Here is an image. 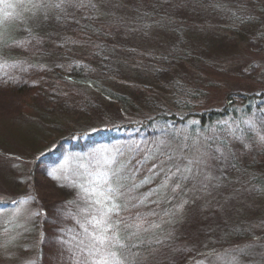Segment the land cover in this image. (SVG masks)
Returning a JSON list of instances; mask_svg holds the SVG:
<instances>
[{
    "label": "rangeland",
    "instance_id": "obj_1",
    "mask_svg": "<svg viewBox=\"0 0 264 264\" xmlns=\"http://www.w3.org/2000/svg\"><path fill=\"white\" fill-rule=\"evenodd\" d=\"M7 2L13 7L0 3V46L27 62L21 72L3 66L6 57L0 58V201L9 202L0 207V264H76L82 259L77 245L81 209L87 205L74 184L88 186L95 161L106 156L126 165L122 181H133L121 189L118 201L124 242L135 245L128 252L131 264H264V192L249 182L251 176L264 182L259 139L264 114L242 118L245 132L233 150L216 153L196 136L182 141L183 154L172 152L151 171L137 173L133 156L146 150L137 152L131 142L95 141L78 150L62 149L47 165L37 160L62 134L92 131L101 121H142L157 109L180 114L184 106L197 112L232 102L242 106L241 99L228 96L264 91V0ZM231 9L243 10L245 19L231 21ZM94 54L106 60L97 70L83 69V75H114L106 84L123 91L134 110L122 111L108 94L61 83L67 60L79 57L82 63L80 57ZM22 81L28 85L19 89ZM159 142L158 148L174 146L165 135ZM231 157L243 170L229 166ZM170 162L180 163L179 171L169 174ZM61 166L67 179L49 175ZM166 174L165 186L146 191L141 183ZM216 178L222 183L216 184ZM182 181L193 187L196 198H172ZM182 201H191L190 211L177 210ZM155 214L159 219L171 215V238L145 226ZM184 214L186 219H178Z\"/></svg>",
    "mask_w": 264,
    "mask_h": 264
},
{
    "label": "trees",
    "instance_id": "obj_2",
    "mask_svg": "<svg viewBox=\"0 0 264 264\" xmlns=\"http://www.w3.org/2000/svg\"><path fill=\"white\" fill-rule=\"evenodd\" d=\"M260 3L258 5L256 4L255 6H260ZM231 10H232V12H230L231 21L237 22L241 20L243 21V19H245L243 16L246 15V13H244L243 10H239V9H231ZM242 12L244 14H242ZM3 40L4 39H2L1 41L3 42ZM12 53L13 52L5 51L4 49H2V46H0V58L4 56L6 57L5 60L6 62L2 63L6 65L3 66L17 67L16 70L22 72L23 69L26 67L25 65L27 61L25 59H18L9 56ZM98 56L99 55L97 54H94L89 58L82 56L80 57L83 58L82 63L81 61H79L81 60L79 59V57H73L67 60L65 64L66 66L65 77L63 78V76L60 75L59 80L64 85L77 86L79 88H84L89 92L92 91L98 92L99 96L100 95L106 96V94H108L110 96L109 98H111V100L116 102L119 108H121V110L126 113L130 109L134 110L133 106H130V101L128 99V96L125 95L123 91L114 90L113 88H111L109 85L106 84V81H111V79L115 78L114 75L110 73H109L110 75H108V73L106 75L101 73L100 75H96V76L83 75L82 73L83 69L88 67L91 69L93 66L94 67L99 66L100 64H102L103 62L102 60H106L103 58L104 56L101 55L102 60H100ZM114 62L115 64H117V61ZM97 69L98 68H96V70ZM20 83L23 85H19L18 86L20 87L19 89H21L22 87L24 88L26 82L22 81L17 84ZM32 88L33 87H31V89ZM233 93L234 94L229 95L228 98L230 100L235 98L241 99L242 103H244L242 106H239V104H233L232 102L231 104H225L220 109L203 110L200 112L193 111L189 107L184 106L181 108V110L184 111L180 114H176V112L173 111L168 112L164 110L160 111V109H157L155 110L157 111L155 113L156 114L155 116L142 119V121L128 120L122 122V124L119 125L115 123L105 124L103 123L104 121H101L95 123L99 125L98 126L96 125L97 127L94 128V130L92 131H86L80 129L78 131L73 130L67 133L64 132L65 134H62L58 138L56 145H54V147L42 153L37 158V160L40 161L42 165H47L48 163L51 162L53 156L56 155L62 149L78 150L84 148L85 146L95 141H103V142H111V143L115 141H119L120 143L123 142L124 144L131 142L132 144H134L135 150L137 152L142 148H145L146 150L142 155H137L138 157L133 156V159L137 158V160H135V166L138 169L137 173H140V171L146 172L148 171V169L153 168V165H158L159 162L161 163L162 161H165V159L168 156L171 157L172 152L176 153L179 150L180 154L181 153L183 154L186 145L183 144L182 141L189 142L192 140V138H195L196 136L197 137L201 136L202 139L205 141L206 146L213 148V150L216 153L224 154L232 149V144L234 143V141L238 138V136L241 133L243 134V132H245L244 122L242 121V118L244 116L248 117L249 115L262 116L264 114V91L257 94L255 93L238 94L235 92ZM77 106L83 108V106H79V105ZM237 107H239V109ZM171 126H174V130H171ZM183 130H185L184 135L181 134ZM161 135H165V139L169 138L170 141H173L174 146H171L172 144L171 143L170 145H168L169 147L158 148L160 142L163 141L162 138L159 144H157V141L159 140V137ZM178 143L179 145H177ZM155 149L160 152H158L156 156H151V151H154ZM231 158L232 159H230L228 163L231 168H239V167L242 168L240 164L238 165V162L235 159H233V157ZM170 163L172 165L169 166L172 169H169V174L174 170L177 171L180 165V163L179 164L175 162H170ZM169 174H166V176H164V179H160L156 182L151 181L150 183H142V182L141 183L143 186H145L146 191H148L152 187L156 188L161 185L165 186L167 180L166 177ZM173 176H175V178L178 177L177 172H175ZM214 182H216V184H220L219 182L222 183V181L218 180V178H216V181L214 180ZM249 182L251 184L257 185L259 192H264V182L260 178H258L257 176H251ZM132 183L133 181L131 178L128 181H126V179L122 181L123 187H127V185L129 186ZM186 183H187L186 181H182V183H180L181 187H179L180 188L179 193L176 192V194L174 193L172 195V198H174L175 201L177 198L182 197V195L184 194L188 195V200H192L194 199V197L196 198V194L194 193L193 187L190 186L189 183H188L189 186H186ZM184 189H187L188 192H185ZM136 197L137 195H135V198ZM189 204H191V201H187V203L184 205L183 208L187 212L190 211L191 206H189ZM162 206L168 208V206L166 205H162ZM0 207L1 208L9 207V202L0 201ZM161 213L163 214V212ZM145 214H147V212ZM201 214L204 222L208 221V219L206 220L204 219L206 213L202 212ZM158 215L155 214V216H149L150 218H147L146 220L147 222L145 226L148 229H152L155 227V225H159V227H156L157 230L159 232L163 231L164 237L168 236L171 238V233H173L170 230L171 222H172L170 219L171 215L169 217H163L161 219H159ZM186 216L187 214L186 215L184 214L182 218L179 216L178 219L184 220L186 219ZM176 222L175 225L177 224ZM186 233L187 232H184L185 237H186ZM177 237H174L173 241L177 240ZM167 239L169 240V238Z\"/></svg>",
    "mask_w": 264,
    "mask_h": 264
},
{
    "label": "snow or ice",
    "instance_id": "obj_3",
    "mask_svg": "<svg viewBox=\"0 0 264 264\" xmlns=\"http://www.w3.org/2000/svg\"><path fill=\"white\" fill-rule=\"evenodd\" d=\"M0 3H3L7 8L13 7V4L8 3L7 0H0ZM56 6L59 7V5ZM259 139L261 143H264V136H260ZM188 163L191 165L193 162L189 161ZM95 166V171L89 173L92 179L86 182L88 186L74 184L80 189L81 199L87 205L86 208L81 209L83 214V221L80 223L82 234L79 237L77 248L82 259L77 260L76 264H131L128 252L135 245L130 246L124 242L120 229L122 221L118 218L121 210V204L118 201L123 195L121 189L123 188L122 180L126 165L117 161L116 157L106 156L101 160H96ZM155 167L156 165H153V168ZM186 170L191 171V168L188 167ZM58 173L67 179L63 166L61 169H53L49 175L54 179H59ZM208 179L210 177L205 176V180ZM149 182L150 177H145L142 181V183ZM176 187H181V185L177 183ZM21 203H26V201H21ZM186 203L187 201H182L177 210L182 211ZM89 208L93 209V212L89 213ZM38 214L34 213V215ZM155 227H159V225H155ZM60 243L62 244L63 241Z\"/></svg>",
    "mask_w": 264,
    "mask_h": 264
}]
</instances>
